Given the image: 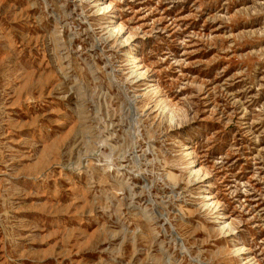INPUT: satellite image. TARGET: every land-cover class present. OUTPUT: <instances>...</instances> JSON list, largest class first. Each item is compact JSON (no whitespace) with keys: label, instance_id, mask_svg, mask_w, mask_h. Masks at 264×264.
I'll return each mask as SVG.
<instances>
[{"label":"rangeland","instance_id":"obj_1","mask_svg":"<svg viewBox=\"0 0 264 264\" xmlns=\"http://www.w3.org/2000/svg\"><path fill=\"white\" fill-rule=\"evenodd\" d=\"M0 264H264V0H0Z\"/></svg>","mask_w":264,"mask_h":264},{"label":"bare ground","instance_id":"obj_2","mask_svg":"<svg viewBox=\"0 0 264 264\" xmlns=\"http://www.w3.org/2000/svg\"><path fill=\"white\" fill-rule=\"evenodd\" d=\"M110 8H111V7H110L109 5H104V7L98 9V12H104V13H106L107 11H109ZM121 30H122V26H121L120 24H117V25L113 26V28H112L113 33H119ZM130 38H131V37H130ZM130 40H131V39H130ZM126 43H127V42H126ZM130 58H131V57H130ZM131 59H132V58H131ZM129 61H130V60H129ZM132 63L135 64L134 59H132ZM134 66H135V68H137V69H138V67H139L137 64H135ZM138 75H141V73H138ZM200 174H201V170H200V169H199V170H195V176H196V178H198ZM206 205L209 206V204H206ZM210 205H214V202H213V203H210ZM239 251H240V250H236V253H238Z\"/></svg>","mask_w":264,"mask_h":264}]
</instances>
